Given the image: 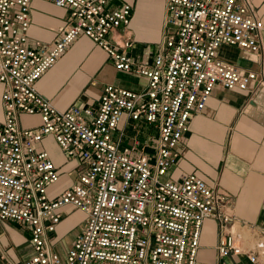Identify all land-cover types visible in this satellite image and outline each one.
Masks as SVG:
<instances>
[{
    "label": "built area",
    "instance_id": "2783aa9c",
    "mask_svg": "<svg viewBox=\"0 0 264 264\" xmlns=\"http://www.w3.org/2000/svg\"><path fill=\"white\" fill-rule=\"evenodd\" d=\"M30 1L0 0V220L29 227L31 253L22 264H228L242 255L264 264V230L234 228L225 195L194 173L165 177L214 88L250 90L259 81L256 71L219 52L223 45L263 49L264 25L252 0H164L162 41L146 63L126 52L130 42L118 47L107 38L129 24L130 3L45 0L66 9L68 22L52 44L29 45ZM80 36L116 70L145 82L139 89L105 83L96 104L54 107L35 83ZM21 115L38 122L21 126ZM46 135L76 161L75 178L54 195L60 167L48 150L36 149ZM66 206L84 217L61 256L52 235ZM208 217L220 231L218 260L210 263L197 257Z\"/></svg>",
    "mask_w": 264,
    "mask_h": 264
},
{
    "label": "crops",
    "instance_id": "0c3cea01",
    "mask_svg": "<svg viewBox=\"0 0 264 264\" xmlns=\"http://www.w3.org/2000/svg\"><path fill=\"white\" fill-rule=\"evenodd\" d=\"M122 1L132 6L131 20L127 26L111 30L107 38L118 47L130 42L128 47H124L126 52L137 62H149L162 41L164 0H111V5ZM252 4L264 25V0H252ZM29 11V45L36 40L52 44L68 22L66 9L45 0H31ZM261 39L263 49L260 53L245 52L248 64H239L237 57L221 54L243 69L256 71L259 81L253 82L250 90H227L216 86L204 110L191 119L188 131L180 141V158L171 167L172 177L194 173L225 195L234 215V228L246 226L255 234L264 230V28ZM223 49L238 50L232 47ZM144 82L143 78L116 70L100 47L80 36L36 81L35 89L54 107L63 110L74 102L96 104L105 83L139 89ZM1 92L0 83V124L3 119ZM25 118L31 119V125L38 122L37 115H21V126H31L25 123ZM65 162H55L60 167V179L50 187L51 195L62 191L75 178V169H69L70 161ZM69 208L63 209V218L56 231L68 226L63 220ZM81 222L69 224H74L79 230ZM219 235L216 220L206 218L201 226L197 251L200 261L210 263L218 260L216 244ZM29 238L26 224L0 220V264H22L31 253ZM66 250L62 255L57 252L64 256ZM226 261L228 264H252L243 255L226 258Z\"/></svg>",
    "mask_w": 264,
    "mask_h": 264
},
{
    "label": "rangeland",
    "instance_id": "374dc122",
    "mask_svg": "<svg viewBox=\"0 0 264 264\" xmlns=\"http://www.w3.org/2000/svg\"><path fill=\"white\" fill-rule=\"evenodd\" d=\"M70 47V46H69ZM229 48L230 46H225L223 45L219 52L220 54H225V56L229 57V58H236L237 57V62L239 64H248L249 60L247 59L246 60V55H245V52H242L240 50H237V51H231V50H226V49H223V48ZM232 48H235V47H232ZM123 73V72H122ZM25 123H27L28 125H31L32 121L30 118H25ZM144 131L145 132H149L150 130V127L149 126H144ZM40 148H43V149H47L48 152L51 154V157L52 159L55 161V162H64L66 161L67 162V158L64 156L63 152L57 147L55 141L53 140L52 136L50 135H46L44 137V139L37 143L36 144V149H40ZM65 162V163H66ZM76 166V161H70L68 163V167L69 169L71 170H74L73 168H75ZM75 172V170H74ZM172 168H169V171L167 172V174L165 175V177H168V176H172ZM70 207V206H69ZM68 210V215H66V218L65 220V224H67L68 226L67 227H62L59 230H57L56 232H54V234L52 235V242L55 243V250L58 251L61 255L65 252L66 248L70 247V244H72V236L74 233H77L79 230L75 229V226L74 224L73 225H70L72 223V221L76 222V221H81L84 217V215L78 211V210H73L72 207H70ZM64 223V222H63ZM70 223V224H69ZM67 248V249H68Z\"/></svg>",
    "mask_w": 264,
    "mask_h": 264
}]
</instances>
